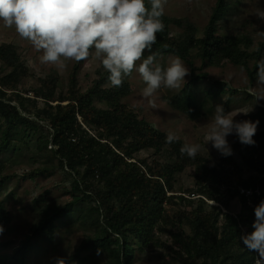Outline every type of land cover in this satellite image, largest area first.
I'll list each match as a JSON object with an SVG mask.
<instances>
[{
  "label": "trees",
  "instance_id": "16d2710c",
  "mask_svg": "<svg viewBox=\"0 0 264 264\" xmlns=\"http://www.w3.org/2000/svg\"><path fill=\"white\" fill-rule=\"evenodd\" d=\"M238 10V0H216L200 29L187 18L163 14L164 29L151 53L179 56L188 66V84L169 102L191 117L214 115L218 104L229 111L239 101L254 102L248 87L232 88L204 71L231 63L245 71L249 84L257 81L264 28L259 37L246 28L230 29L227 23ZM83 63L73 61L59 89L55 68L36 77L17 45L0 41V194L10 180L19 184L29 178L43 188L37 182L41 175L53 179L33 199L24 237L0 241V264H28L30 251L47 242L56 249L69 245L59 252L66 264H141L140 255L154 250L175 264H257V254L240 236L253 231L254 208L264 199V100L251 116L259 119L254 145L237 139L230 156L216 151L214 162L199 153L193 159L181 154L182 139L166 143V132L125 100L133 91L132 74L116 87L99 63L82 90ZM33 78L35 87H20ZM149 150L163 160L139 156ZM21 151L31 166L18 173L4 155ZM234 201L240 204L237 212L230 210ZM12 219L0 200V225L5 228Z\"/></svg>",
  "mask_w": 264,
  "mask_h": 264
},
{
  "label": "clouds",
  "instance_id": "9594fccd",
  "mask_svg": "<svg viewBox=\"0 0 264 264\" xmlns=\"http://www.w3.org/2000/svg\"><path fill=\"white\" fill-rule=\"evenodd\" d=\"M165 0H0V20L5 28H15L16 33L28 40L39 60L58 70L66 69L70 61L95 59L108 72V81L116 87L125 77L138 72L144 84L142 96L152 98L164 88L180 90L185 84L189 68L179 56L169 59L167 66L156 61L151 52L157 33L163 31ZM264 18V12L259 13ZM137 62L138 66H137ZM255 103L264 100V59L258 61ZM151 102V101H150ZM155 107V104H152ZM250 111H226L222 104L215 106L214 115L207 124L206 144L211 143L222 156L232 155L229 135H236L239 142L254 145V135L259 121L236 120L235 117ZM166 143L179 140L174 130L166 133ZM200 143L185 142L180 152L195 158ZM253 231L243 233L240 240L244 247L257 254V264L264 261V199L254 208ZM4 228L0 225V235ZM55 264H66L63 257Z\"/></svg>",
  "mask_w": 264,
  "mask_h": 264
},
{
  "label": "rangeland",
  "instance_id": "374dc122",
  "mask_svg": "<svg viewBox=\"0 0 264 264\" xmlns=\"http://www.w3.org/2000/svg\"><path fill=\"white\" fill-rule=\"evenodd\" d=\"M216 0H165L164 3V13L169 14L173 17H184L192 22L196 23L199 26H203L211 13V9L214 6ZM239 1V10L231 14L230 21L227 23V26L230 29L235 31L238 29L246 28L247 30L255 33L259 37L264 28V18H261L259 13L264 12V0H238ZM176 34L179 33L177 28H174ZM200 31V30H199ZM255 37V38H257ZM0 41H12L17 45V50L20 53L21 57L25 60L26 64L29 67L31 73L36 77L43 76L50 68H55L49 64H43L40 62L39 57L42 55L41 52H37L31 43L22 39L15 31V28H5L3 26V21L0 20ZM149 54H154L151 52H146L145 56ZM155 55V54H154ZM156 57L157 62L163 61L167 66L169 59L173 56H162ZM74 61V60H73ZM73 61L68 62L66 69L58 70V86L59 89H64L67 73L73 63ZM137 62V66H138ZM99 62L95 57H90L87 61L81 65L79 70V86L83 90L95 77L94 69L98 67ZM165 66V67H166ZM188 67V66H187ZM204 71L208 72V79H220L225 82H228L232 88L238 87H248L247 91L251 94L255 93L257 81H253L252 84H249L248 76L241 67L229 63L228 65L218 68V67H206ZM190 79L189 74L185 77V84L180 90H168L160 89L158 90L152 98L145 99L142 96V90L146 86L139 75L138 72L134 71L130 77L131 82L133 83V91L129 97L125 100L134 107L148 122L152 123L154 126L160 130L165 131L166 133L169 130H174L180 139L188 143H200L202 145L199 154L204 157H209L210 162L215 161L216 149L212 147L211 143L206 144L205 133L207 131V124L211 121L213 113L206 112L205 116H198L197 118L191 117L187 114L186 110L182 106H176L169 102L170 98L174 96L182 95L184 87L188 84ZM36 78L25 80L21 84L22 89H32L36 86ZM245 87V88H246ZM227 94L222 95V99L226 97ZM215 101L216 98L214 99ZM151 101V102H150ZM260 102V101H259ZM259 102H237V104L232 105L229 111L234 113H239L242 111H250L247 115L243 113L238 114L236 120L250 119L256 121L258 118H251L252 113L255 110V105H259ZM155 104V107L152 104ZM184 105L186 104H179ZM259 129V124L258 128ZM20 136H16L15 139H19ZM230 145L234 144L238 137L236 135H229L227 137ZM19 146V144H17ZM31 147H34V142H31ZM26 153L25 150H23ZM32 152L35 153L34 148ZM140 157H147L150 162L153 159L163 160V155L153 156L152 151H141L139 153ZM239 158V157H238ZM5 161L11 165H17L15 170H18V173L23 172L24 169L31 166V161L29 157H26L21 152H16L12 158L8 154L4 155ZM25 161V162H24ZM24 164V165H23ZM59 174H55V177H59ZM182 178L186 181L187 184L191 182V178L187 174H183ZM37 182L43 186V188H36L35 181L29 178L21 181L19 184L15 180H10L6 187L0 194V200L5 203L6 207L11 211L13 219L9 226H5L4 232L0 235V241L23 238L26 234L25 229V220L26 215L31 211L35 210V204L33 199L40 194L45 187L50 185L53 182V179L47 175H41ZM55 194H58L55 191ZM53 194L49 195V197ZM68 196L62 195V199H66ZM240 208V204L237 201L232 202L230 210L237 212ZM25 227V228H24ZM63 239H66L67 236L65 233L61 235ZM38 244L35 246V249L30 251L28 257V264H55V258L59 257V252L62 253L68 248V244L64 242L58 249L54 248L47 242L45 245ZM72 246V245H71ZM9 251V249H7ZM71 251V248H69ZM140 255V254H139ZM264 262V261H261ZM138 263L141 264H175L166 256L164 252L160 250H154L145 252L140 255Z\"/></svg>",
  "mask_w": 264,
  "mask_h": 264
},
{
  "label": "built area",
  "instance_id": "2783aa9c",
  "mask_svg": "<svg viewBox=\"0 0 264 264\" xmlns=\"http://www.w3.org/2000/svg\"><path fill=\"white\" fill-rule=\"evenodd\" d=\"M240 192H241V193H245V195H246L247 197L252 195L251 191H249V190L241 189ZM256 192H257V190H256ZM261 264H264V262H261Z\"/></svg>",
  "mask_w": 264,
  "mask_h": 264
}]
</instances>
